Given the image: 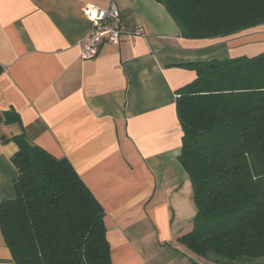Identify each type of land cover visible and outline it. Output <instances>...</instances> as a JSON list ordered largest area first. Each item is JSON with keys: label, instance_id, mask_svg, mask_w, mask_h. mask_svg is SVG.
Listing matches in <instances>:
<instances>
[{"label": "crops", "instance_id": "crops-1", "mask_svg": "<svg viewBox=\"0 0 264 264\" xmlns=\"http://www.w3.org/2000/svg\"><path fill=\"white\" fill-rule=\"evenodd\" d=\"M112 0H0V204L16 198L14 142L28 139L67 158L105 210L112 264H217L179 239L197 215L190 177L179 162L183 130L177 92L203 61L264 52L263 32L189 40L155 0H113L125 32L81 58L94 30L87 5ZM143 28L146 37L132 33ZM0 264H15L0 234ZM255 264H264L259 260Z\"/></svg>", "mask_w": 264, "mask_h": 264}, {"label": "trees", "instance_id": "trees-1", "mask_svg": "<svg viewBox=\"0 0 264 264\" xmlns=\"http://www.w3.org/2000/svg\"><path fill=\"white\" fill-rule=\"evenodd\" d=\"M189 40L234 38L264 25V0H155ZM180 89L179 162L197 215L179 242L217 264L264 260V52L190 64ZM2 68L0 66V73ZM19 124L15 111L0 124ZM14 142L16 198L0 204V234L15 264H112L105 210L67 158L26 133Z\"/></svg>", "mask_w": 264, "mask_h": 264}, {"label": "built area", "instance_id": "built-area-1", "mask_svg": "<svg viewBox=\"0 0 264 264\" xmlns=\"http://www.w3.org/2000/svg\"><path fill=\"white\" fill-rule=\"evenodd\" d=\"M86 14L94 30L80 42L81 58L90 60L98 55L102 44L119 45L125 27L117 4L113 0L106 9L87 5ZM132 35L146 37V32L143 28H139Z\"/></svg>", "mask_w": 264, "mask_h": 264}, {"label": "rangeland", "instance_id": "rangeland-1", "mask_svg": "<svg viewBox=\"0 0 264 264\" xmlns=\"http://www.w3.org/2000/svg\"><path fill=\"white\" fill-rule=\"evenodd\" d=\"M258 30H259V31H258ZM257 31H258V32H263V31H261L260 29H256V32H257ZM254 32H255V31H254ZM209 258H210V260H214L213 257H209ZM254 262H255V261H253V264H254Z\"/></svg>", "mask_w": 264, "mask_h": 264}]
</instances>
